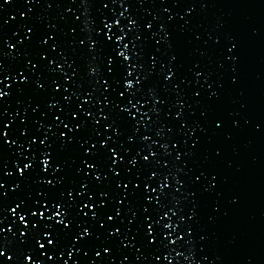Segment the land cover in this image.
Segmentation results:
<instances>
[{
  "label": "water",
  "instance_id": "1",
  "mask_svg": "<svg viewBox=\"0 0 264 264\" xmlns=\"http://www.w3.org/2000/svg\"><path fill=\"white\" fill-rule=\"evenodd\" d=\"M129 18L135 21V26L129 23ZM149 22L151 27L145 28ZM105 24L109 27L105 28ZM161 26L169 33L170 47H165L161 39ZM105 32L108 33L106 47L89 54L86 38L104 40ZM48 36L52 37L51 41L47 40ZM41 39L46 41L44 45L39 44ZM233 44L236 47L229 52ZM112 49L129 55V49L137 52V59L128 61L130 71L131 65H139L131 78L134 96L124 91L122 82L111 83L114 73L109 71L112 67L107 62L109 55L119 59ZM169 55L176 60L169 63ZM233 56L237 58L233 60ZM57 64L61 65L59 70ZM33 65L35 70L29 71ZM162 65L163 72L169 67L174 69L169 81L163 80ZM45 66L53 71H47ZM90 68L94 69L91 75ZM0 70L3 81L0 89L10 93L6 103L0 97L3 112L0 130L4 132L0 138V193H3L0 228L5 229L0 235L6 237V242L0 243L5 244L6 255L14 256L4 264L36 261L40 264H97L98 261L100 264H264V0H29L27 3L11 0L0 8ZM197 71L200 76H195ZM21 76L29 83L18 93L15 89L22 83ZM64 76L70 79L64 81ZM52 80L58 85L63 81L56 93L51 92ZM138 80L140 83H136ZM31 81L40 83L43 90ZM102 81L111 83L107 91ZM149 89L155 92V102L148 95ZM73 92L78 95L73 96ZM86 92L92 93L90 103L82 102L88 100ZM210 92L216 96L210 98ZM60 93L71 97V108L79 104L81 110L89 112L87 117L78 112L73 121L79 123L83 119V129L69 132L64 126L71 117L63 114L65 106ZM117 93L123 95L117 96ZM50 96L60 101L61 111L56 108L49 111ZM105 97L116 106L105 105ZM125 107L130 115L122 112ZM153 107L158 109L155 114L149 111ZM98 110L110 116V120H102ZM177 111L183 119L174 117ZM142 113L147 114V120L143 124L134 123L144 120ZM53 115L56 120L52 119ZM93 118L94 127L90 124ZM111 121H115L113 126L120 132L117 137H113L111 128L104 127ZM221 122L217 130L215 124ZM181 123L185 124L184 128L180 127ZM133 125L136 133L129 142L127 137L132 135ZM21 128L26 129L23 136ZM157 129L161 135L156 134ZM60 132L65 137H73L62 149L56 139ZM48 133L54 135L41 145L40 139ZM140 136H148L149 140L143 142ZM193 139L197 141L195 146ZM3 140L7 143L2 144ZM29 140L34 141L32 146ZM85 140L89 143L85 144ZM101 140H104L103 148ZM164 144L166 148L161 147ZM109 147L121 149L117 155L122 160L112 164V168L120 173L124 183L130 179L136 182L147 175L144 165L137 168L127 163L130 157L137 151L147 156L149 148L157 154L155 160L149 158L147 165L152 171L170 173L168 192L171 195L160 199L158 192L151 191L157 188L155 177L149 184L148 194L164 205L163 212L167 215L151 199L145 202L142 197L139 200L126 197L128 206L136 212L134 219L126 210L124 199L116 203L113 197L119 195L120 189L115 188L116 178L108 171L112 160L107 151ZM123 148L129 151L125 153ZM189 148L192 154L186 157L183 153ZM84 149L99 151L90 160ZM43 151H48L51 157L43 166L45 172L40 171L39 164ZM177 152L181 153L179 161L174 160ZM29 157L32 167L23 170ZM136 159L140 164L139 157ZM81 160L93 163L97 173L105 174L98 185L92 181L93 171L85 168ZM57 164L63 168L62 172L51 171L49 165ZM17 168L22 172L17 173ZM76 168L81 171L77 173ZM25 171L27 175L23 174ZM171 174L181 183L173 185ZM213 176L216 178L212 181L213 187L204 191ZM54 177L63 179L54 186L39 182L51 181ZM81 183L86 185L83 190ZM131 189L128 183V190ZM69 190H72L71 200L67 199ZM98 191L108 195L97 197L94 193ZM138 191H143L142 183ZM89 195L95 203L88 200ZM172 197L176 199L175 204L171 203ZM61 199L67 208L63 216L59 215L62 209L51 206ZM101 200L104 207L97 214V223L89 217ZM89 203L93 204L91 209L87 207ZM81 204L84 206L77 211ZM141 205L148 211H142ZM168 208L172 211L168 212ZM113 209H121L119 217ZM190 209L195 212L191 220ZM30 211L42 213L39 222L36 218L29 219L26 213ZM52 212L58 215L45 219ZM19 215H24L29 228L36 223L35 239H40L43 248H38L34 239L20 243L25 237L19 235L24 231ZM107 216L114 218L108 220ZM60 219L68 223V228L59 233V243L53 240L48 244L39 233L48 232V239L52 240L53 232H59L55 222ZM49 223L52 227H44ZM165 223L168 228L163 227ZM85 228L95 235L83 243L73 242L72 237ZM114 229L119 230V236L114 233L105 241L108 232ZM152 232L156 235L149 245L147 237ZM185 239L190 242L184 243ZM102 242L110 248L109 252L102 250ZM95 252L100 255L96 256ZM25 254L29 256L27 262L23 260Z\"/></svg>",
  "mask_w": 264,
  "mask_h": 264
},
{
  "label": "snow or ice",
  "instance_id": "2",
  "mask_svg": "<svg viewBox=\"0 0 264 264\" xmlns=\"http://www.w3.org/2000/svg\"><path fill=\"white\" fill-rule=\"evenodd\" d=\"M10 2H11V0H0V8H3L4 5H7ZM25 2L27 3V2H29V0H25ZM21 15H23V13H21ZM168 19L171 20L172 17L169 16ZM5 23H6V21H5ZM129 23L132 24L133 26H135V21L132 20L131 18H129ZM185 23H187V21H185ZM104 27L107 28V27H109V25L105 24ZM144 27L145 28H150L151 27V23L150 22L149 23H145ZM181 28H183V26H181ZM160 31H161V33H163L161 39H162L165 47H170L171 45L169 44V40H168L169 33H168L167 29L164 26H161ZM104 38H105L104 40H93L91 38H86L87 39V51L89 52V54H91L93 51H96V50H98L100 48L106 47L107 38H108V33L107 32L104 33ZM116 39L119 40L120 37H117ZM136 39L139 40L140 38L136 37ZM47 40L51 41L52 37L48 36ZM45 43H46V41L44 39H41L39 41V44H41V45H44ZM80 43L83 44L84 41H80ZM4 44L6 46H8V47H11V45H7V41H4ZM49 47H51V45H49ZM235 47H236V45L233 44L232 47H230L228 49V51L232 52ZM112 51L114 52V56L119 58V59H114L111 55H109V58H108L107 62H108L109 65L112 66L109 69V71L114 73V77H113L111 83H120V82H122L123 83V87H124V91L129 93V95H133L134 96L135 92L133 91V83L131 81V78L136 75L135 69L138 68L139 65L138 64L131 65L133 70L130 71L129 70L128 61L130 59L131 60H136L137 59V52L131 51V49H129V52H131V55H129L128 53H125V52H122V51H117L115 49H112ZM93 58H95V57H93ZM236 58H237L236 56L232 57L233 60H235ZM61 59L63 60L64 57L61 56ZM41 60H43V54H41ZM175 60H176L175 56L169 55V57H168L169 63H172ZM51 63H52V61L49 60L48 64L50 65ZM35 68H36V65H33L32 69H30L29 71L35 70ZM60 68H61V65L57 64L56 69L59 70ZM46 70L49 71V72L53 71V69L47 68V67H46ZM161 70H162V75H163V80L164 81H169V78L173 77L174 69L172 67H169L166 72H163V65H162L161 66ZM0 71H2V70H0ZM93 71H94V69L90 68L89 69V75H91L93 73ZM73 72H75V70H73ZM200 75H201V73L199 71L195 72V76H200ZM116 76H118V79H116ZM3 79L6 80L7 76L5 75ZM20 79H21L22 83H21V85L17 86V88L15 89V91L18 92V93L22 90L24 85H27L29 83V80L27 78H25L24 76H21ZM69 79H70L69 76H64V78H63L64 81H67ZM143 79H144V76H141L140 80H143ZM140 80L136 81V83H140ZM31 82L33 84H35V87L37 89L43 90L40 83H38L36 81H31ZM2 83H3V81L0 80V84H2ZM101 83H102L105 91H107V89L109 87H111V83L104 82V81H102ZM233 83H235V77H233ZM62 86H63V81L58 85L56 80H52L51 81V92L52 93H56L57 92V88L58 87H62ZM173 88H175V85H173ZM64 91L66 92V91H68V89H64ZM9 95H10V93H5V92H3L2 89H0V97H4L3 103H6L7 97ZM60 95H61L62 100H63V105L65 106V110H64L63 114H64V116L66 118L69 117V116L71 117V119L68 120V124H65L64 126L68 128L69 132H72L73 129H77V128L83 129L85 127V121L83 119H80L79 123H73V121H75L77 119V113L78 112L81 113V115L83 117L89 116V112L87 110H81L79 104H77L75 106V109L71 108V106H70L71 97L70 96H64L63 93H60ZM72 95L75 96V95H78V93L73 92ZM84 95L88 97V100L87 101H83L82 100V102L90 103L91 99H92V93L91 92H86V93H84ZM122 95H123V93H117V96H122ZM148 95L155 102V92H154L153 89H149ZM194 95H199V93H194ZM215 96H216L215 92H210L209 93V97L210 98L215 97ZM49 100H50V102L47 105L49 111H51L52 108H56L57 111H61V106H60V101L59 100H56L53 96H50ZM97 103H99V101H97ZM104 103H105V105L112 104L113 107L116 106L107 97H105ZM129 103H131V101H129ZM160 103L163 104L164 101L161 100ZM33 111H35V109H33ZM149 111L152 112L153 114H155L158 111V109L153 107ZM122 112L125 113V114L130 115V113H128V109L126 107L122 109ZM97 114L100 116V118L102 120H110V116L104 115L103 113L99 112V110H98ZM41 115H43V113H41ZM142 115H144V120L135 121L134 123L143 124L147 120V114H143L142 113ZM2 116H3V112L0 111V117H2ZM201 116H205V112H201ZM174 117H180L181 119H183L180 111H177L174 114ZM52 119L56 120L57 117L55 115H53ZM21 123H23V121ZM61 123H63V121H61ZM114 123H115V121H111L110 123H106L104 125V127H105L106 130L108 128H111L113 137H117V136L120 135V132L117 130V127L113 126ZM69 124L71 125V127H68ZM90 124L93 127L95 126V124H96L95 118H93L90 121ZM221 125H222V122L221 123H216L215 124V128L217 130H219L221 128ZM233 126H236V121H233ZM180 127L184 128L185 124L181 123ZM196 128L199 129V125H197ZM257 128H259V125H257ZM25 130L26 129L21 128V130H20L21 136L24 135ZM194 130H196V129H194ZM199 130L203 131V129H199ZM36 132L39 133L40 129L37 128ZM135 133H136V128L133 125L132 126V135H129L127 137V140L129 142H131L134 139ZM156 134L157 135H161L162 133H161V131L159 129H157ZM50 135H54V133H48V134L44 135L43 138H41L40 141H39L40 144L41 145L45 144L46 140L49 139ZM96 135L99 136L100 133H96ZM3 136H4V132L2 130H0V138H2ZM56 139L58 141L59 147L62 149L65 146L66 143H69V142L72 141L73 137H71V136L65 137L64 132H60L59 137H57ZM105 139H109V137H105ZM139 139L141 141H143V142H147L149 140V137L148 136H140ZM6 143H7L6 140L2 141V144H6ZM33 143H34V141H32V140L28 141L29 146H32ZM84 143L87 144V143H89V141L85 140ZM99 143H100L101 148H103L104 140L99 141ZM196 143H197V141L195 139H193L192 140V145L195 146ZM161 147L166 148L167 144L161 145ZM175 147L176 146L173 145V150H175ZM119 150H121L119 147L117 148V150H113V148H111V147H109L107 149V151L109 153H111V155H112L111 163L108 165V171L112 173V177L116 178L115 179V188L116 189H120L119 195L113 197V198H115L116 203L119 204L120 200L124 199L125 200L126 210L128 212H131V216H132L133 219L136 217V212L132 211V208L128 206L129 200L126 199V197H131L134 200H139L142 197L145 202H148L151 199L152 203L156 204L157 208L160 209L161 212H163L164 205L162 203H160L159 200H157L155 197L150 198V196L148 194L149 184L153 182V178L155 177L156 178L155 182L157 184V188H154L151 191L152 192H158L160 199H164L166 197V194L169 195V196L171 195V193L168 192L169 175H170V173H159V172H156V171H152L151 166L147 165V162H148L149 158L151 157L153 160H155L157 154L153 153L151 151V149L149 148L147 156H141L140 152L137 151L132 157H130L127 160L128 164L137 166V168H139L141 165H144L147 168V175L145 177H143L142 179L138 178L136 182H133V180H131V179L128 180V183H130L132 185V189L128 190V183H124V180L119 178L120 173H118L117 171H115L112 168V164H117V163H119L122 160V158L117 155V152ZM122 150L125 153H127L129 151L127 148H123ZM98 151L99 150L94 149L92 152H89L88 149H84L85 154L87 155V157L90 160L97 156ZM191 154H192V148H189V151L183 153V155L186 156V157L190 156ZM40 155L43 157L42 159L39 160V164L41 165L40 171L41 172H45L46 169L43 166L49 163V160L51 159V157H50V154H49L48 151H43V152L40 153ZM165 155H168V153H165ZM136 157H139L140 164H138V161H137ZM27 159L29 160V162L23 164V170H30L31 167H32V163H31L32 158L29 157ZM105 159H107V157H105ZM180 159H181V153L177 152L175 157H174V160L175 161H179ZM80 162L82 164H84L85 168L91 169L93 171L92 181H95V183L97 185L100 183L102 178H105V174L102 171L97 173V170L94 167L93 163H84L83 160H81ZM49 167L51 168V171H53V172H62L63 171V168L59 164H57L55 167H52L51 165H49ZM16 171H17V173H21L22 172V170L20 168H17ZM80 171H81L80 168H76V172L77 173H79ZM177 171H179V169H177ZM124 172H128V169L124 168ZM23 174L27 175L28 172L25 171ZM200 175H203V173H201ZM85 177H87V173H85ZM62 179H63V177H60V179H56L54 177L53 180H51V181L48 180V179H41L39 182L44 184V185L54 186V185L60 184ZM197 179H199V177H197ZM215 179L216 178L213 176L212 180H210L209 183H208V187L205 188L204 191H209L213 187L212 181H214ZM170 182L173 183V185L181 183V181L176 179V176L174 174H171V181ZM140 183L143 184V191L142 192L138 191V185ZM90 184H91V181H89V185ZM121 184H124L123 188H121ZM80 187L83 190V189H85L86 185L84 183H81ZM190 194L191 193H189V195ZM0 195H3V193H0ZM38 195H39V193H38ZM45 195H47V193H45ZM77 195H80V193H77ZM94 195L97 196V197H105L108 194L106 192H103V191H98V192H95ZM63 196H64V193L61 192L60 193V197L63 198ZM67 199L68 200L72 199V190L68 191ZM88 200L89 201H93V196L89 195ZM21 203H23V201ZM32 203L36 204L37 202L36 201H32ZM93 203H95V201H93ZM171 203H173V204L176 203L175 197H172ZM233 203H235V200H233ZM43 205H44V201L42 200L40 202V206L43 207ZM51 206H53L55 208L62 209L61 213H59V215H61V216H63L65 214V212L67 211V208L65 207L63 199H61L60 202H52ZM73 206L74 205H67V207H69V208L73 207ZM83 206H84L83 204L77 206V211H79V207H83ZM92 206H93L92 203H89L87 205V207L89 209H91ZM103 207H104V201L103 200H101L99 203H96V211L94 213H92V215L89 217V219H96V221L98 223L99 219H98L97 214L101 212V209ZM141 209L144 212L148 211V209L143 208V205H141ZM113 211H114L116 217L120 216L121 209H113ZM167 211L171 212L172 208H168ZM189 211L191 212V215H189L188 218H189V220H191L194 217L195 212L193 210H191V209ZM175 214L176 213H173V215H175ZM26 215L29 216V219L36 218L37 222H39V217L42 215V213H40L39 211H30V212H27ZM57 215H58L57 212H52L51 216L45 217V219L51 220L52 217H55ZM163 215H167V212H163ZM113 218H114L113 216H107L108 220H112ZM18 219H19L20 225L24 226V231H21L19 233V235L21 237H25V239L20 241V243L24 244V243H27L29 240L34 239L36 246L38 248H43L44 245L40 243V239H35V235L34 234H35V230H36V223H33L31 228H29L25 224L24 215H19ZM68 220H69V223H70L71 222V215L70 214L68 216ZM145 220H147V216H145ZM129 223H132L131 219L129 220ZM55 224H56V228L59 230V232H55V231L53 232V234H52L53 235V239L52 240L48 239V236H49L48 232L39 233V236L42 239L46 240L48 244H52L53 240H56L57 243H59V238H58L59 237V233H63L64 230L68 228V223H65L64 219L56 220ZM44 227L50 228V227H52V224L49 223L47 225H44ZM89 227H91V225ZM100 227L104 228V225L101 224ZM163 227L164 228H168L169 225L167 223H165L163 225ZM4 231H5V229L0 228V233H3ZM145 231L147 232V229H145ZM26 233H27V236L25 235ZM114 233H115V235L119 236V230L118 229H114L113 231L108 232V236L105 237V241H107L109 238H111ZM94 235L95 234L90 232L88 228H85V229H82L80 233H78L77 235L73 236L72 240H73V242H75L76 240H81L82 243H83L88 238L93 237ZM155 235H156L155 232H152L151 234L148 235L147 244H149V245L152 244V241L155 238ZM125 239H127V238H125ZM180 239L181 238L178 236L177 237V241L179 242ZM201 239H203V237H201ZM0 241H5L6 242V237L0 235ZM183 242L184 243H189L190 240L189 239H185ZM120 243H124V241H121ZM169 243H171V241H169ZM128 246L131 247V244H129ZM101 248H102V250L104 252H109L110 251L109 247H104L103 246V242L101 243ZM94 254L96 256L100 255L99 252H95ZM41 255H43V253H41ZM13 259H14V256L5 254V244L4 243H0V264H4V261H11ZM49 259H51V257H49ZM23 260L25 262H27L29 260V256L27 254H25L24 257H23ZM34 264H40V262L36 261V262H34ZM73 264H75V262H73ZM97 264H100V262L98 261Z\"/></svg>",
  "mask_w": 264,
  "mask_h": 264
}]
</instances>
